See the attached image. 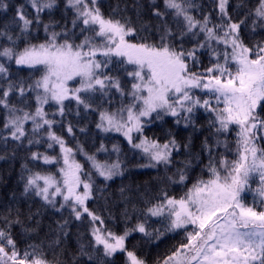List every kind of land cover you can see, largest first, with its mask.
<instances>
[{"label": "snow or ice", "instance_id": "1", "mask_svg": "<svg viewBox=\"0 0 264 264\" xmlns=\"http://www.w3.org/2000/svg\"><path fill=\"white\" fill-rule=\"evenodd\" d=\"M28 2L35 10V16L29 18L20 5L13 17L21 35L26 34L33 23H42L40 13L56 5V0ZM212 2L219 23L213 22L211 12H202V18L194 15L202 8L195 0H163L162 8L153 2L151 14L157 20L155 31L159 38L148 42L144 37L142 42L132 43L129 37L137 34V28L126 16L114 18L117 9L105 17L98 7V0H67L66 7L74 11L73 29L79 27L84 36L79 43L69 38V30L49 31L50 24H44L48 34L45 41L26 44L20 51L14 47L0 50V57L41 73L31 83L24 79L9 80L7 88H0V106L6 110L0 141L22 144L26 139L33 145L45 142L46 137L47 148L58 146L59 154L53 156L33 151L30 159L45 165L63 162L58 169L59 177L23 165L27 172L22 177L23 193H33L44 204L52 206L57 203V197L62 198L60 208H70L76 220H82L87 214L92 225L90 247L95 252L102 247L104 257L123 252L127 264H148L146 259L127 250L125 242L129 234L139 232L149 239L159 240L168 232L181 230L185 233L182 242L154 264H264V145L261 144L264 141V116L260 115L264 110V39L248 44L242 38L245 27H249L252 35H258V30L264 32V0H257L256 7L237 20L230 14V0ZM133 6L139 14V0ZM7 7L0 3V8ZM237 7L242 9L244 5L241 3ZM4 35L7 33L0 31V36ZM61 35L64 36L62 40L58 39ZM186 37L192 38L191 48L184 47ZM8 40L12 41L11 35ZM205 49L209 52L210 66L202 71H192L193 66L202 67L198 53ZM113 57L118 58L119 64L134 66L133 71L127 72L133 81L127 91L119 77L106 74ZM212 60L215 62L211 63ZM0 74L8 79V69L3 63H0ZM77 79L79 85L70 87V82ZM112 89L120 94L121 106L111 111L99 106L94 108L96 94L103 101ZM197 90L205 98L196 95ZM10 93H17L21 99L26 93H34V111L10 104ZM124 99L129 102L125 104ZM66 101H75L77 115L80 106L86 112L98 111L96 128L101 132H119L132 148L140 149L149 160V164L140 167L155 168L163 164L167 168L173 164V153L183 147L188 158L180 161L182 166L173 173L178 179L168 177L179 184L189 179L193 159L191 137L182 145L169 134V138L160 143L144 136V127L152 122L155 114L157 120L169 115L175 118L176 124L183 122L186 128L193 126L195 130V113L203 109L209 115L207 124L211 130L201 142V152L208 157L205 165L208 178H197L179 198L162 192L156 202L144 210L143 220L134 228L125 229L123 234L105 229L101 217L87 207L95 186L91 172L84 171L83 165L75 159V152H82L96 174L106 181L120 174L121 163L118 160L112 163L100 161L95 154L84 153L79 144L73 149L63 136L57 134L54 126L62 121L49 119L44 106L53 103L56 111L52 115L63 118L67 114ZM29 121L31 133L26 128ZM232 126L238 128L235 149H230L227 139H220L231 131ZM66 131L73 135L71 122L66 125ZM135 133L141 137L138 143ZM221 147L224 153L217 158ZM113 150L120 151L117 145H113ZM100 151H106L103 143L97 149ZM229 151L235 159H228ZM195 159L199 160L200 154H195ZM255 178H258V184L253 189L251 183ZM249 193L253 194L251 203L247 202ZM150 217L163 218L168 224L163 231H150ZM3 221L0 264H53L40 251L41 245L29 244L21 253L11 232L14 224L22 226L19 216L15 220L5 216ZM66 224L67 221L61 224L58 231H63ZM54 243L59 246V236ZM78 255L93 259L84 244H80Z\"/></svg>", "mask_w": 264, "mask_h": 264}, {"label": "trees", "instance_id": "2", "mask_svg": "<svg viewBox=\"0 0 264 264\" xmlns=\"http://www.w3.org/2000/svg\"><path fill=\"white\" fill-rule=\"evenodd\" d=\"M137 0H98V7L105 17L112 15L113 10L117 9L114 18H120L126 16L132 22V25L137 28V34L134 36L136 39L142 41V38L147 37L148 42H154L157 40L158 34L155 31V25L157 20L151 14V5L156 3L161 5L163 0H139L140 8L146 7L150 9L148 15V21L144 20L145 15L137 12V9L133 6ZM198 5H201L200 10L195 11L193 14L198 18H202L201 13L211 12L214 23H219L217 19V13L213 11L212 0H195ZM257 0H230V14L233 20H237L244 16L248 11H251L256 6L254 5ZM0 3L6 4V9L0 8V14L4 19L0 20V31H5L7 35L1 37L2 44L1 50L5 47L3 44L15 42L19 49L22 50L26 44L41 43L47 39V33L44 30V24H50L49 31L62 32V30H69V38L73 39L76 43L84 39V36L80 34V28H75L74 35L70 32L72 20L74 18V11L70 7H66L67 0H56V5L52 9H45L40 13L42 23H33L31 28L26 34H20V28L13 23V17L15 16L18 6L23 5L24 11L32 18L35 16V10L32 9L28 0H0ZM243 4L244 7L238 8L237 5ZM119 5V8L117 7ZM144 20V21H143ZM52 22H55L52 24ZM68 22L69 25L67 24ZM251 21H249V26ZM174 26V25H173ZM8 35L12 36V41L8 40ZM91 35V33H86ZM242 38L248 44L254 43L256 40L264 39V32L258 30V35H252L249 27L242 29ZM58 39H64L61 35ZM254 40V42H252ZM193 41L191 37L185 38L184 47L191 48ZM206 51L198 53L199 59L206 65L209 59L205 56ZM5 63V67L8 69V79L0 76V88H4L8 85L9 80L16 82L20 79H24L26 83H31L41 74L39 71H34L24 66H17L13 60L12 65L6 60L5 57H0ZM116 57H113L112 63L106 70L109 75L119 77L122 86L125 90L130 88V79L126 78L125 74L129 68L124 67L122 64L117 63ZM208 67V66H207ZM197 66H193L191 70H195ZM19 70V73L17 70ZM2 95V93H0ZM34 93H26L24 98L21 99L17 93H10L9 103L14 104L17 107H25L26 110L34 111L35 100ZM27 102V103H25ZM125 104L129 101L124 99ZM66 116L60 117L59 115L53 116L52 113L56 111V106L50 104L46 107V112L49 113V119H55L62 121L54 126V130L58 135L64 137L68 146L73 149L77 148L79 144L84 153L88 155L95 154L98 160L112 163L119 161L121 163L120 174L113 176L110 180H104L101 176L96 174L91 167L90 162L86 159V156L80 152H75L76 159L83 164L85 172H91L94 182L93 197L87 202V207L92 211L93 204H99L104 200H109V205L112 207V212H106L101 217L104 221V228L117 233H123L125 229L134 228L137 224V220H143L144 210L151 203H155L156 199L160 197L162 192H167L169 196L179 198L186 191L187 188L197 178H204L208 176V172L205 165L208 163V157L201 152V142L206 136H209L210 129L208 127V114L196 113L194 116L196 129L193 126L185 127L183 122L180 124L175 123V118L165 117L157 120L154 118L153 123H148L144 127V133L146 136L153 140H158L163 143L169 138V134L174 135L178 142L182 145L186 143L191 137V152L193 153L192 166L189 169V179L184 184L173 183L168 177L173 176L178 167L182 165L179 163L187 159L186 152L181 147L178 153H173V164L167 168L163 165H157L156 169H142L141 171H132L133 161L131 156L138 155L135 149L131 148L125 143L120 136L113 132H101L96 128V123L99 119L98 111H85L82 106L79 108V115L76 114L77 106L75 101H66ZM104 109H112L121 106L120 94L111 90L109 97L101 101L99 94L95 96L93 107ZM70 110V111H69ZM6 110L0 106V128L3 127ZM261 116H264V110L260 112ZM71 122L73 125V135H69L66 131V125ZM26 128L31 133L32 123L26 122ZM84 128L85 131L81 132L80 129ZM45 132L47 129L45 128ZM92 134V136H89ZM233 137V136H232ZM229 137L228 134L222 135V139H227L230 149H235L236 136L234 138ZM45 142L41 144L29 145L25 139L22 144L9 140L7 144L0 141V227H3V218L6 216L9 220H15L17 216L22 221V226L14 224L11 232L12 236L17 242V246L21 253L26 249L29 244L41 245L40 251L44 254L48 261L56 264H127L126 256L123 252H118L112 257H104L103 251L100 248L99 252L93 251L90 245L93 243L92 237L89 233L91 224L90 218L85 214L82 220H76L70 211V208H60L62 199L57 197V203L55 206L46 205L39 197H36L33 193H23V180L22 177L27 175V172L23 165H27L28 169L33 171H41L44 173H53L59 175L58 169L61 163L43 164L42 161H32L30 159L33 151L41 153H47L48 155H58L59 147L55 146L52 149L47 148L46 137ZM101 143L104 144L106 151L97 152ZM264 145V141L261 142ZM113 145H117L120 149L119 152L113 150ZM133 153V154H132ZM224 153L223 147L219 149V154ZM195 154H200V159H195ZM228 159H235V156L231 151L227 153ZM145 156L143 155V159ZM104 159V160H103ZM142 162V160H141ZM158 176V177H157ZM156 179V187L151 184H146L145 178ZM173 179H178L177 176H173ZM258 184V178H255L251 183V187L255 189ZM98 189L106 190L107 197H100ZM123 189V192L121 191ZM129 189L131 192L136 193L134 196H129ZM252 193L247 195V202H252ZM132 197V198H131ZM59 209V211L57 210ZM127 213V215H125ZM29 216L32 218L29 219ZM67 221V224L63 231H58L61 224ZM149 226L162 231L164 224H168V221L163 218H149ZM34 229L32 232H25L23 229ZM191 230V229H189ZM67 233L65 236L64 233ZM60 238V244L57 246L54 241ZM185 233L181 230L177 232H171L168 237L162 236L159 240H156V261L157 252L160 248L165 246L166 241H171L174 246H177L182 242ZM85 245V250L92 254L94 261L89 260L87 255L80 256L79 246ZM144 242L139 233H130L126 240L127 249L134 251L140 258H144L148 261V264H154V261L147 256H143L140 253Z\"/></svg>", "mask_w": 264, "mask_h": 264}, {"label": "bare ground", "instance_id": "3", "mask_svg": "<svg viewBox=\"0 0 264 264\" xmlns=\"http://www.w3.org/2000/svg\"><path fill=\"white\" fill-rule=\"evenodd\" d=\"M1 19H4V17L0 14V20ZM1 37L2 36H0V40H1ZM1 44H2V42L0 41V45ZM3 45L5 47H14L15 50L19 49L18 45L15 42L5 43ZM0 50H1V47H0ZM6 60L12 65L13 60H8L7 58H6ZM0 63H3L5 65V63L1 59H0ZM17 71L19 73V70H17ZM0 76H2V74H0ZM0 83H1V81H0ZM7 86H5L4 88H7ZM27 123H30V121L27 122ZM89 136H92V134H89ZM142 165H147V164L143 163ZM145 168H149V167H143L142 169H145ZM132 171H140V170L139 169H137V170L133 169ZM150 179H152V180L151 181H147L146 184L147 185L151 184V186H155L156 187V179H153V178H150V177L149 178H145V180H150ZM130 190H132V189H129L128 197L129 196H134L136 194L134 192H131ZM97 191H98V194H99L100 197H107L106 190L98 189ZM91 208H92V211L95 212L100 217H102L104 215L106 210H107V212H108V210H109V212H112V207L109 205V200H104V201L100 202L99 204H93ZM139 221H141V220H137L136 222L138 223ZM166 225L167 224H164V226L162 227V231L164 230ZM97 226H99V222H97ZM149 230L152 231V230H155V228L150 226ZM132 233H139V232H131V234ZM139 234L142 237V240L144 242L142 248L140 249L141 255L147 256V257H149L150 259H152L155 262L156 261V239H155V237H153L152 239H149L148 237L143 236V234H141V233H139ZM165 235L169 237L171 235V232H168ZM174 247L175 246L168 239V241H166V243H165V246L158 250L157 258L159 260H162L166 255H168L170 253L171 250H173ZM93 261H94V259L92 261H90V262H93Z\"/></svg>", "mask_w": 264, "mask_h": 264}, {"label": "rangeland", "instance_id": "4", "mask_svg": "<svg viewBox=\"0 0 264 264\" xmlns=\"http://www.w3.org/2000/svg\"><path fill=\"white\" fill-rule=\"evenodd\" d=\"M160 7L162 8L163 7V2H162V4L160 5ZM34 10V9H33ZM140 13L142 14V15H145L146 16V18L144 19V20H147L148 21V15L150 14V9H148V8H146V7H142V8H140ZM143 20V21H144ZM69 23L70 22H68L67 24L69 25ZM71 26H73L72 25V23H71ZM70 32L71 33H73V32H75V30L73 29V27H71L70 28ZM135 36V35H134ZM134 36H131V37H129V40H130V42H132V43H139V42H142V41H140V40H138V39H136ZM80 42V41H79ZM78 42V43H79ZM221 52H223L222 50H220ZM110 66V65H109ZM124 67H126V68H129V70L128 71H126V74H125V76H126V78H129L130 79V86H131V83L133 82L132 81V78H130V77H128V75H127V72H129V71H133L134 70V66H132V65H123ZM106 74H108L109 75V73H106ZM78 80V79H77ZM77 80H75V81H77ZM79 81V80H78ZM74 82V81H73ZM72 82H70V87H77L78 85H79V82H77V84H71ZM130 89V88H129ZM196 95H200L201 96V99H203V98H205L200 92H199V90H197L196 91ZM127 104V103H126ZM45 107V106H44ZM196 113H202V114H206L204 111H203V109H199ZM195 113V114H196ZM165 117H171V116H169V115H164ZM154 118H155V114H153V117L151 118L152 119V122L151 123H153L154 122ZM238 131V128H236V127H234V130H233V132L234 133H236ZM115 132V131H114ZM117 133H119V132H117ZM117 135V134H116ZM137 135H138V133H135L134 134V138H135V142H139V140L141 139V137H139V138H137L136 139V137H137ZM118 136H120V137H122L123 138V140L125 139V137L121 134V133H119V135ZM138 155H132L131 156V158H132V161H133V168L135 169V170H137V169H139L140 171H141V169L143 168V167H140V165H142L143 163L144 164H149V160H148V158L146 157H144L145 158V160L143 159V155H144V153L139 149V151L138 152H136ZM133 154V153H132ZM104 160V159H103ZM141 160H142V162H141ZM100 161H102V160H100ZM105 161V160H104ZM106 161H108V160H106ZM61 162H62V160H61ZM62 164H63V162H62ZM91 164V163H90ZM156 169V167L155 168H153V167H149V168H147V169ZM93 171L95 172V170L93 169ZM96 173V172H95ZM208 177V176H207ZM81 191H82V189H81ZM150 205H148L147 207H149ZM146 207V208H147Z\"/></svg>", "mask_w": 264, "mask_h": 264}]
</instances>
